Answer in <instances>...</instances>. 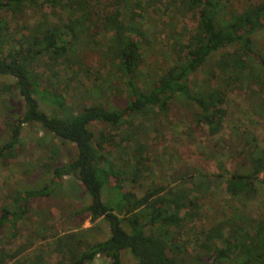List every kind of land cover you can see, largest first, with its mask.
Wrapping results in <instances>:
<instances>
[{"label":"trees","instance_id":"16d2710c","mask_svg":"<svg viewBox=\"0 0 264 264\" xmlns=\"http://www.w3.org/2000/svg\"><path fill=\"white\" fill-rule=\"evenodd\" d=\"M147 1L144 7L135 0H0V75L13 79L11 85L0 86V95L15 90L22 101L11 112L15 117L6 121L8 137L0 144V162L13 157L22 125L38 124L43 132L76 149L67 163H47L51 175L48 185L17 192L8 205L0 207V237L7 231L13 238L26 203L31 198L47 196L65 176L77 179L89 199L75 213L86 214L91 224L102 219L108 227V236L101 241L89 242L75 233L57 238L50 254L58 255L59 260L49 262L36 253L21 264H88L96 256L108 259L109 264H120L123 251L137 264H264V215L249 222L233 219L224 233L216 224L205 237L209 245L188 252L186 245L174 240V235L182 230L185 218H192L191 212L197 210V200L191 194L196 189L198 192L202 184L193 185L191 178L187 179L190 193L188 188L171 193L163 186L151 185L139 197L123 187L125 180L138 185L147 160L146 148L133 140L137 136L135 120L143 130V124L152 123L160 115L165 117L170 104L179 102L189 108L195 126L206 127L208 135H214L224 121L225 110L221 107L226 104L227 94L239 90L255 58L264 83V54L253 43L255 33L264 30V0ZM52 5L56 9L51 11L53 15H57L56 11L62 13L58 26L49 22L45 14L34 18L30 25L23 19L28 10L45 6L52 9ZM147 5L156 7L162 28L170 18L182 15L194 21L187 32H183L184 27L180 32L172 26L164 43L168 58L160 74L151 79H144L139 72L141 44L149 35L141 22ZM166 12L170 17L164 19ZM3 16L23 32L19 36L18 32L11 33ZM98 36L103 42L97 41ZM91 47L107 62L103 68L111 70L125 89L124 107L92 102L88 106L76 104L68 111L63 97L51 90L49 83L41 87L43 76L49 75L55 81L58 70L83 78L87 72L85 57ZM228 48L232 50L220 53ZM200 71L206 77L192 84L190 78ZM213 78L214 84L210 83ZM42 106L49 110L48 114L41 111ZM92 123L105 125L116 136L111 140L94 138L88 129ZM131 141L132 147L127 145ZM247 142L243 145L250 151L244 150L242 155L245 168L215 175L229 197L243 201L252 199L255 178L264 171V149ZM107 144L112 150L106 149ZM51 153L55 155L56 151ZM109 180L112 186H108ZM8 259L0 243V264H6Z\"/></svg>","mask_w":264,"mask_h":264},{"label":"rangeland","instance_id":"374dc122","mask_svg":"<svg viewBox=\"0 0 264 264\" xmlns=\"http://www.w3.org/2000/svg\"><path fill=\"white\" fill-rule=\"evenodd\" d=\"M135 1L139 2L140 6L144 4V7L149 2ZM52 7L28 10L23 19L30 25L34 18L39 19L41 14H45L49 22L58 26L62 13L56 11L57 15H53L51 11L54 12L56 9L53 5ZM145 9L141 22L143 29L149 31V35L141 44L142 61L139 72L144 79H151L160 74L168 58L164 54V48L166 49L164 43L172 26H176V31L180 32L184 27L183 32H187L193 28L194 21L191 16L182 15L170 18L162 28L159 22L162 17L155 11L156 7L147 5ZM171 10L172 6L168 11ZM164 14V19L170 17L167 12ZM124 15L127 16L126 13ZM1 19L9 25L11 33L18 32L16 36L23 32L20 27L9 24L7 16ZM82 27L84 28L85 24L79 25V28ZM174 37L182 40L181 36ZM103 40L102 37H97V41ZM253 43L255 49L264 54V30L255 33ZM227 50L230 52L232 49H224L220 53ZM217 55L219 52L215 57ZM254 60L255 63L248 66V74L239 90L227 94L226 104L221 107L225 110L224 121L216 134L208 135L206 127L195 126L189 108L179 102L170 104L165 117L160 115L152 123L143 124L145 128L143 130L137 127L138 120L134 122L137 136L133 140L146 148L147 160L137 186L128 184L127 180L124 181L123 187L126 191L133 192L139 197L143 189L151 185L163 186L166 191L172 193L182 188L186 190L188 187L185 182L189 178L193 185L202 184L198 192L196 189V192L191 194L197 200V210L191 212L192 218H185L182 230L174 235V240L186 245L188 252L199 250L203 244L209 245L205 237L209 229L216 224L222 226L224 233L227 224L233 219L241 218L242 221L249 222L250 219L264 215V171L255 178L256 189L250 201L229 197L222 182L215 178L217 174L245 168L242 155L244 150L250 151V148L243 145L245 142L251 141L257 149H264V83L261 81L263 75L258 71V58ZM85 62L87 72L83 78L76 77L70 71L58 70L55 81L49 75L43 76L41 87L49 83L50 89L63 97L68 111L76 108V104L88 106L92 102L114 108L124 107L125 89L111 70L103 68L107 66V62H103L94 47H91L90 53L87 58L85 57ZM37 70L39 74L42 73L41 68ZM204 77L205 72L200 71L193 75L190 81L192 84H198ZM214 82V78L210 80V83ZM12 83L11 77L0 75V86ZM21 102L15 90L0 95V144L8 137L6 121H11L15 117L16 114L11 112L15 110L16 104ZM40 109L45 114L49 113L45 106ZM88 129L94 138L103 137L111 140L116 136V132L103 124L92 123ZM19 138L20 142L15 146L13 157L4 163L0 162V207L8 205L17 192L48 185L51 175L47 163L52 162L54 165L67 163L76 153L72 144L60 142L51 134L43 132L38 124L22 125ZM114 141V144H118L117 139ZM130 143L134 141L127 144L132 147ZM106 149L110 150V145ZM52 150L56 151L55 155L51 153ZM115 155L116 152L113 153V157ZM112 185L113 181L109 180L108 186ZM188 189L186 191L190 193L192 188ZM103 198L101 197V200ZM88 202L85 190L72 176L58 180L47 196L31 198L26 203V212L17 224L13 238L7 231H3L0 237V243L5 246L9 255L6 264H21L36 253L42 254L49 262L59 260L58 255L50 252L55 240L64 234L75 233L89 242L105 239L108 236L105 221L98 219L91 224L86 214L75 213ZM186 210L188 212V208ZM122 227L127 230L123 223ZM88 264H109V260L96 256ZM120 264L137 263L127 251H123Z\"/></svg>","mask_w":264,"mask_h":264}]
</instances>
